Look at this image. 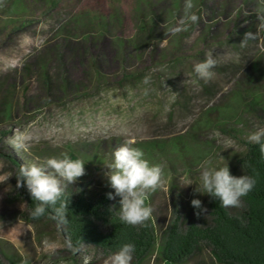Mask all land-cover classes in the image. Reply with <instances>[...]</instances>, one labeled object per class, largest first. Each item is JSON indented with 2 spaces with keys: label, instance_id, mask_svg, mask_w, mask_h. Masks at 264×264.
<instances>
[{
  "label": "rangeland",
  "instance_id": "obj_1",
  "mask_svg": "<svg viewBox=\"0 0 264 264\" xmlns=\"http://www.w3.org/2000/svg\"><path fill=\"white\" fill-rule=\"evenodd\" d=\"M255 1L190 0L188 9L189 0H61L49 9L0 0V253L18 264L109 258L87 247L72 255L53 223L20 218L25 206L7 200L17 153L33 163L80 159L85 175L65 191L114 194L106 165L133 140L163 169V187L148 197L158 238L176 210L192 213L191 200L204 198L194 191L201 165L218 168L239 150L232 130L264 127L247 108L252 99L264 107V16ZM15 2L17 14L8 11ZM14 15L30 22L21 34L7 32ZM245 33L253 38L241 44ZM209 54L214 75L205 81L194 65ZM157 252L139 264H158ZM185 264L215 263L205 250Z\"/></svg>",
  "mask_w": 264,
  "mask_h": 264
},
{
  "label": "trees",
  "instance_id": "obj_2",
  "mask_svg": "<svg viewBox=\"0 0 264 264\" xmlns=\"http://www.w3.org/2000/svg\"><path fill=\"white\" fill-rule=\"evenodd\" d=\"M33 1L38 7L44 5L53 9L61 0ZM255 7L264 16V0H256ZM14 9H18L16 2L8 7V11L16 13ZM25 17L14 15L6 20L8 34L23 33L30 23ZM44 84L49 86L46 71ZM254 100L247 103V108L261 113L264 125V107ZM232 133L238 139L239 150L227 156L226 162L218 165V168L228 164L232 175L240 177L245 174L255 178L254 188L243 198L244 207L225 208L218 199L204 194L202 205L207 208V213L197 217L196 209L188 214L176 210L160 239L152 217L147 222V227L123 222L120 219V198L108 199V193L65 191L62 199L69 201L66 219L56 217L51 207L45 215L33 218L31 212L36 202L31 200L26 187L16 188L15 176L20 166L33 163L24 153H17L8 159L14 188L7 195V200L11 203L20 202L25 206L20 218L29 224L53 223L69 249L68 253L72 255L87 247L110 257L124 244L131 243L135 245L132 264L142 263L156 248L158 264H185L205 250L209 251L215 264H264V155L261 154L259 145L248 142L247 134L236 130H232ZM149 196L151 193L147 196V205ZM0 264L18 263L0 253Z\"/></svg>",
  "mask_w": 264,
  "mask_h": 264
},
{
  "label": "clouds",
  "instance_id": "obj_3",
  "mask_svg": "<svg viewBox=\"0 0 264 264\" xmlns=\"http://www.w3.org/2000/svg\"><path fill=\"white\" fill-rule=\"evenodd\" d=\"M186 7L188 9L193 7L190 0ZM191 21L197 22L198 17L193 14ZM250 38H253V34L245 33L241 44ZM214 66L215 61L209 54L204 61L194 65V71L201 79L208 81L214 75L212 72ZM247 140L250 144L259 145L260 152L264 155V127H257L247 136ZM134 142L128 140L116 148L112 162L106 165L110 169L106 175L110 187L114 189V194L109 192L107 198L115 199L117 196L121 198L119 210L120 219L123 222L132 226L147 227L153 209L146 204V199L150 192L163 187V169L160 165H150L143 158V151L131 146ZM84 164L80 159L72 160L64 155L62 159L51 157L42 163L20 166L15 176L16 188L26 187L31 200L36 202L31 212L33 218L45 215L51 207L56 217L61 220L66 219L69 201L62 197L68 185L75 183L79 177L85 175ZM201 168L200 189L196 187L194 190L196 193L207 194L218 199L221 206L225 208L244 207L243 198L252 191L256 184L253 176L244 174L236 177L230 173L228 164L217 168L210 166V161H205ZM191 206L197 210L195 212L197 217L208 211L199 199H192ZM134 252V244H124L108 258L107 264H132Z\"/></svg>",
  "mask_w": 264,
  "mask_h": 264
}]
</instances>
